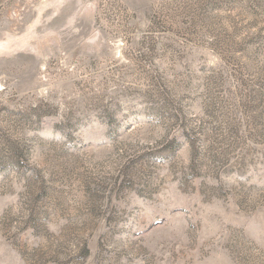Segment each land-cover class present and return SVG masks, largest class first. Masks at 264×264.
Returning <instances> with one entry per match:
<instances>
[{
	"label": "rangeland",
	"instance_id": "rangeland-1",
	"mask_svg": "<svg viewBox=\"0 0 264 264\" xmlns=\"http://www.w3.org/2000/svg\"><path fill=\"white\" fill-rule=\"evenodd\" d=\"M0 264H264V0H0Z\"/></svg>",
	"mask_w": 264,
	"mask_h": 264
}]
</instances>
